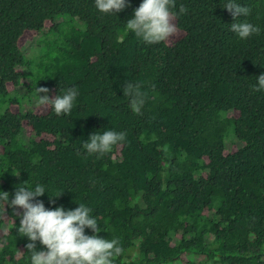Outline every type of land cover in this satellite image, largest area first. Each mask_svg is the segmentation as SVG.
Instances as JSON below:
<instances>
[{
	"label": "trees",
	"instance_id": "trees-1",
	"mask_svg": "<svg viewBox=\"0 0 264 264\" xmlns=\"http://www.w3.org/2000/svg\"><path fill=\"white\" fill-rule=\"evenodd\" d=\"M142 2L104 14L95 0H0V264H30L10 202L37 184L33 203L92 210L124 250L113 264H264V0H235L250 9L237 21L228 0H175L177 32L154 44L126 28ZM245 21L260 31L241 40L230 27ZM128 82L145 94L140 114ZM36 87L50 99L75 87L70 114ZM106 130L126 139L89 154Z\"/></svg>",
	"mask_w": 264,
	"mask_h": 264
},
{
	"label": "clouds",
	"instance_id": "clouds-1",
	"mask_svg": "<svg viewBox=\"0 0 264 264\" xmlns=\"http://www.w3.org/2000/svg\"><path fill=\"white\" fill-rule=\"evenodd\" d=\"M95 7L101 13H118L125 9V0H95ZM234 20L247 16L250 9L241 7L235 0H228L223 6ZM175 0H143L134 10V18L128 20L126 28L137 38L148 44L159 43L173 36L177 28L173 23L176 13ZM180 13L186 9L180 6ZM230 30L241 40H246L260 29L249 22H235ZM258 87L254 91L264 90V74L257 77ZM49 89L36 87L39 104L51 106L56 115L70 114L78 92L75 87L67 89L62 95L50 99ZM43 93V97L40 96ZM123 94L129 99V106L136 114H140L145 103V94L140 91L139 84L125 83ZM126 133L113 130L96 132L84 142L83 147L89 154L101 155L112 150L113 146L123 142ZM45 194V188L37 184L35 189L17 187L11 200L13 208L23 209L18 234L27 237L30 243L26 245L31 253L30 264H113V258L123 253L118 239H104L98 235L102 230L90 213L91 209L78 204L74 210H65L62 206L46 209L42 201H32ZM0 199L9 202V194L0 192ZM52 198H50L51 200ZM91 229L93 235H85V229ZM36 241L46 249L36 251Z\"/></svg>",
	"mask_w": 264,
	"mask_h": 264
},
{
	"label": "rangeland",
	"instance_id": "rangeland-1",
	"mask_svg": "<svg viewBox=\"0 0 264 264\" xmlns=\"http://www.w3.org/2000/svg\"><path fill=\"white\" fill-rule=\"evenodd\" d=\"M133 18H134V13L132 14L131 19H133ZM45 31H43L40 34H37V35L33 36L32 38H29V39L22 42L21 45H23V47L21 48V51L25 55V57L32 58L37 53L36 52L38 49L37 42H38L39 38L42 36V34L45 33ZM41 39H43V37ZM22 72H26L25 68H22ZM29 81H30L29 78L28 79L23 78L22 81L20 82V84H23L24 82L29 83ZM22 87H24V85H22V86L19 85V89L24 91L25 89H23ZM26 135L28 136L27 133H26Z\"/></svg>",
	"mask_w": 264,
	"mask_h": 264
}]
</instances>
